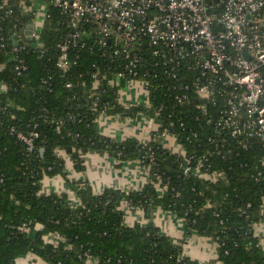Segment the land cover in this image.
Masks as SVG:
<instances>
[{
    "label": "trees",
    "instance_id": "obj_1",
    "mask_svg": "<svg viewBox=\"0 0 264 264\" xmlns=\"http://www.w3.org/2000/svg\"><path fill=\"white\" fill-rule=\"evenodd\" d=\"M37 1L48 6L50 15L39 38L44 53L26 40L15 50L12 40L15 32L24 36L34 23L36 1L0 0V85L7 88L0 94V264H17V259L28 255L46 264H88L91 258L97 264H199L184 254L185 241L195 234L213 241L220 238L219 260L224 264H264V250L252 231V223L260 220V200L252 182L234 176L220 160L216 168L227 173L229 184L185 177L181 162L164 148L162 129L146 142L104 136L98 122L102 111L109 116L153 118L155 105L126 108L118 102L116 90L103 82L94 89L97 50H77V66L68 73L58 71V44L70 31L61 13L50 6L52 0ZM23 63L25 71L20 68ZM32 130L39 137L29 151L18 133ZM61 153L70 157L77 172L85 170L88 154L106 155L120 164L143 161L150 167V180L141 191L110 188L94 194L88 182L68 180ZM253 156L247 154L242 160ZM255 166L256 160L250 168ZM58 175L67 180L77 204L66 194L42 193L43 179ZM161 180L170 186L163 193L156 190ZM247 202L253 204L250 220L237 212ZM207 203L210 209H205ZM131 209L143 210L149 223L126 226L125 214ZM158 209L184 219V241H175L153 223ZM216 211H221L220 217L214 216ZM25 225L28 231L21 230ZM46 237L56 243H48Z\"/></svg>",
    "mask_w": 264,
    "mask_h": 264
},
{
    "label": "built area",
    "instance_id": "obj_2",
    "mask_svg": "<svg viewBox=\"0 0 264 264\" xmlns=\"http://www.w3.org/2000/svg\"><path fill=\"white\" fill-rule=\"evenodd\" d=\"M50 6L70 31L58 44V71L68 73L77 66V50H97L94 89L103 82L126 108L155 105L154 117H149L157 124L154 134L162 129L163 141H178L177 151L170 153L181 162L185 177L229 184L227 173L216 168L220 160L234 176L251 181L260 200V220L252 223V231L264 250V0H52ZM49 17L47 12L45 20ZM40 33L34 27L30 47L44 53ZM14 34L19 43L26 40V35ZM20 68L26 70L24 63ZM123 90L140 94L142 103L124 104ZM106 117L102 111L98 122ZM38 137L34 130L18 133L29 151ZM251 153L252 159L242 160ZM255 160L254 170L250 164ZM169 189L166 181L156 184L159 193ZM211 206L207 203L205 209ZM252 208L247 202L237 212L250 220ZM46 241L56 243L52 237Z\"/></svg>",
    "mask_w": 264,
    "mask_h": 264
},
{
    "label": "crops",
    "instance_id": "obj_3",
    "mask_svg": "<svg viewBox=\"0 0 264 264\" xmlns=\"http://www.w3.org/2000/svg\"><path fill=\"white\" fill-rule=\"evenodd\" d=\"M35 1L36 13L33 25L36 31H41L48 12V6L45 3ZM3 92H5V89L0 86V94ZM134 93L121 91L122 102L127 105L142 103L140 94ZM99 129L104 136L116 141L136 139L140 142H146L154 134L157 124L146 115L126 119L110 116L99 122ZM163 145L169 152H175L179 143L175 138L170 137L163 141ZM60 155L63 156L66 163L68 180L88 182L94 194H100L110 188L126 192L141 191L150 180L149 170L140 161L120 164L117 159L106 155L88 154L85 156V170L77 172L70 157L65 153ZM42 193L47 195L52 193L66 194L72 204L78 203V199L69 187L67 180L60 175L45 177L42 181ZM152 220L165 235L177 242L185 240V222L182 218L177 217L175 213L158 209L153 213ZM148 223L149 219L143 210L131 209L126 211V226H146ZM184 254L199 264H224L219 260L218 248L214 241L211 238L196 234L185 241ZM17 264L46 263L34 255H28L17 259ZM88 264H97V261L92 259Z\"/></svg>",
    "mask_w": 264,
    "mask_h": 264
},
{
    "label": "water",
    "instance_id": "obj_4",
    "mask_svg": "<svg viewBox=\"0 0 264 264\" xmlns=\"http://www.w3.org/2000/svg\"><path fill=\"white\" fill-rule=\"evenodd\" d=\"M33 31H34V26L33 25L28 26L27 31L25 32V35L27 36L26 37L27 42L32 41L31 35L33 34ZM12 40H13L14 46L18 47L19 41L17 40V35L13 34Z\"/></svg>",
    "mask_w": 264,
    "mask_h": 264
},
{
    "label": "rangeland",
    "instance_id": "obj_5",
    "mask_svg": "<svg viewBox=\"0 0 264 264\" xmlns=\"http://www.w3.org/2000/svg\"><path fill=\"white\" fill-rule=\"evenodd\" d=\"M38 11V10H37Z\"/></svg>",
    "mask_w": 264,
    "mask_h": 264
}]
</instances>
